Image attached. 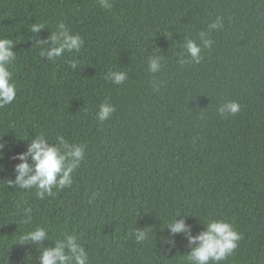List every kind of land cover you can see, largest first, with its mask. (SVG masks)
Instances as JSON below:
<instances>
[{
    "label": "trees",
    "instance_id": "obj_1",
    "mask_svg": "<svg viewBox=\"0 0 264 264\" xmlns=\"http://www.w3.org/2000/svg\"><path fill=\"white\" fill-rule=\"evenodd\" d=\"M0 0V38L16 43L17 96L0 109V264H40L20 236L37 227L51 240L78 237L88 264H189L187 238L166 229L178 215L205 230L225 220L241 234L220 264H264V0ZM209 33L203 60L178 63L186 39ZM63 22L84 39L79 52L40 56ZM33 23L45 29L32 33ZM163 57L162 69L148 59ZM76 60L73 70L70 62ZM128 73L116 85L109 71ZM157 86L159 90H157ZM115 107L98 120L100 105ZM236 101V115L218 108ZM85 145L74 183L41 200L9 187L14 159L36 135ZM94 194H96L94 196ZM31 222L25 224V210ZM148 238L138 243L137 229ZM45 240V247L54 242Z\"/></svg>",
    "mask_w": 264,
    "mask_h": 264
},
{
    "label": "clouds",
    "instance_id": "obj_2",
    "mask_svg": "<svg viewBox=\"0 0 264 264\" xmlns=\"http://www.w3.org/2000/svg\"><path fill=\"white\" fill-rule=\"evenodd\" d=\"M102 8L111 9L110 0H99ZM223 27V18L218 16L209 24L208 31H201L197 43L193 39L184 42L185 52L180 54L178 63L199 64L203 60L204 48L211 49L214 41L209 38V33ZM45 29L43 24L33 23L30 30L39 33ZM57 31L51 32L47 39L36 40V45H45L40 51L41 57L47 61H55L65 52H79L84 45V39L79 34H73L63 22L57 25ZM16 43L10 38H0V109L13 103L17 96V86L13 80L10 65L16 60L17 53L13 50ZM159 55H153L148 59V70L156 74L162 69V60ZM70 67L78 68V62L72 60ZM106 79L116 85L123 84L128 79V73L123 71H109ZM157 90L159 87L157 86ZM115 107L104 102L100 105L97 118L104 122L110 119L115 112ZM240 111V105L236 101H228L220 105L218 112L221 116L236 115ZM57 143H49L44 134L36 135L30 140L26 151L18 153L14 159L20 163L15 165V179L8 180L9 187L24 190L36 189V195L43 200L54 195V189L61 190L71 187L74 183L73 173L80 167L85 157V145L70 144L62 135L56 138ZM6 143L0 142V159L4 157ZM96 194H94L95 196ZM31 209L25 210L24 223L31 222ZM178 215L170 222L166 229L170 230V238L164 242L174 246L177 234H183L188 241L191 251L187 254L189 264H220L232 256L238 249L241 234L233 225L225 220L210 219L205 224V230L196 235L192 234V226L185 219H178ZM148 234L141 228L135 232L138 243L145 241ZM51 240L48 229L37 227L20 236V244L32 243L40 252V264H88L89 256L85 248L78 243L75 235H66L62 240H51L54 247H45L43 242Z\"/></svg>",
    "mask_w": 264,
    "mask_h": 264
}]
</instances>
